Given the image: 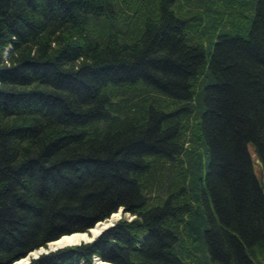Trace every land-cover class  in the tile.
<instances>
[{"label": "trees", "instance_id": "16d2710c", "mask_svg": "<svg viewBox=\"0 0 264 264\" xmlns=\"http://www.w3.org/2000/svg\"><path fill=\"white\" fill-rule=\"evenodd\" d=\"M249 143L264 0H0V264H264Z\"/></svg>", "mask_w": 264, "mask_h": 264}, {"label": "bare ground", "instance_id": "6f19581e", "mask_svg": "<svg viewBox=\"0 0 264 264\" xmlns=\"http://www.w3.org/2000/svg\"><path fill=\"white\" fill-rule=\"evenodd\" d=\"M118 217V213L113 214V217L106 220L107 222H100L96 226L92 228V233L75 231L73 233L64 234L58 239L53 240L50 245L53 247L70 244V243H79L84 242L85 240H89L93 235L99 234L106 226H108L111 222L115 221ZM93 264H115L108 260H102V258L98 254H94Z\"/></svg>", "mask_w": 264, "mask_h": 264}, {"label": "water", "instance_id": "95a60500", "mask_svg": "<svg viewBox=\"0 0 264 264\" xmlns=\"http://www.w3.org/2000/svg\"><path fill=\"white\" fill-rule=\"evenodd\" d=\"M11 51V48L8 49V51L6 52V54H8L9 52ZM258 164L262 165V161L260 159H258ZM263 182H264V175H263ZM124 212V209L123 207H121L118 211L112 213V215L108 218H105L104 220H99L94 226H96L98 223L100 222H107L106 220H108L109 218L113 217V214L115 213H118V217L115 221L111 222L108 226L105 227V229H103L99 234L97 235H93L89 240H85L84 242H91L93 241L97 236H99L102 232H104L106 229L114 226L117 222V220L122 217V213ZM90 227L88 230L86 231H80V232H86V233H92V228L94 227ZM73 233V232H72ZM63 236V235H62ZM60 238V237H59ZM58 239V238H57ZM55 240V239H54ZM53 240L49 241L47 246H40L39 248H35L34 250L30 251L26 256L20 258L17 263L19 264H27L31 261V258H35V257H38L39 255L43 254V253H48V252H51V251H54L56 249H59V248H62V247H65V246H68V245H76V244H81L82 242H79V243H70V244H65V245H60V246H56V247H53L50 245V243L52 242ZM104 260V259H102Z\"/></svg>", "mask_w": 264, "mask_h": 264}, {"label": "rangeland", "instance_id": "374dc122", "mask_svg": "<svg viewBox=\"0 0 264 264\" xmlns=\"http://www.w3.org/2000/svg\"><path fill=\"white\" fill-rule=\"evenodd\" d=\"M249 150H250L252 156L254 157V159L258 160V154H257V152L254 148V145L252 143H249ZM255 171L258 175H260V177H262V180H263L264 171H263L262 165H260V164L255 165ZM122 215H123V213H122ZM125 216L130 218V219L135 217V215L130 213V212H126Z\"/></svg>", "mask_w": 264, "mask_h": 264}]
</instances>
